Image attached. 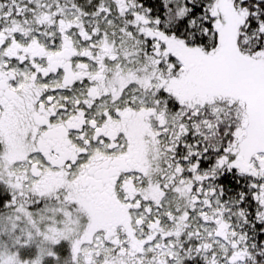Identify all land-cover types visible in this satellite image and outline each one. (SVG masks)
Instances as JSON below:
<instances>
[{"label": "snow or ice", "instance_id": "snow-or-ice-1", "mask_svg": "<svg viewBox=\"0 0 264 264\" xmlns=\"http://www.w3.org/2000/svg\"><path fill=\"white\" fill-rule=\"evenodd\" d=\"M0 264H264V0H0Z\"/></svg>", "mask_w": 264, "mask_h": 264}]
</instances>
